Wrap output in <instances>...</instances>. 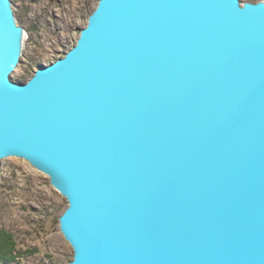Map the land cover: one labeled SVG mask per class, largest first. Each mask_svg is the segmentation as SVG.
Instances as JSON below:
<instances>
[{
	"label": "water",
	"instance_id": "95a60500",
	"mask_svg": "<svg viewBox=\"0 0 264 264\" xmlns=\"http://www.w3.org/2000/svg\"><path fill=\"white\" fill-rule=\"evenodd\" d=\"M26 35L0 0V160L66 197L68 264H264V0H99L17 81Z\"/></svg>",
	"mask_w": 264,
	"mask_h": 264
},
{
	"label": "rangeland",
	"instance_id": "374dc122",
	"mask_svg": "<svg viewBox=\"0 0 264 264\" xmlns=\"http://www.w3.org/2000/svg\"><path fill=\"white\" fill-rule=\"evenodd\" d=\"M12 1L19 23L27 29L21 62L12 73L17 81H27L39 64L63 57L76 44L99 2ZM67 205L49 176L28 161L18 157L0 160V229L14 232L15 248L26 254L14 264H68L73 259V248L59 225Z\"/></svg>",
	"mask_w": 264,
	"mask_h": 264
},
{
	"label": "trees",
	"instance_id": "16d2710c",
	"mask_svg": "<svg viewBox=\"0 0 264 264\" xmlns=\"http://www.w3.org/2000/svg\"><path fill=\"white\" fill-rule=\"evenodd\" d=\"M15 234L10 229H0V264H14L19 258H26V254L15 248Z\"/></svg>",
	"mask_w": 264,
	"mask_h": 264
},
{
	"label": "bare ground",
	"instance_id": "6f19581e",
	"mask_svg": "<svg viewBox=\"0 0 264 264\" xmlns=\"http://www.w3.org/2000/svg\"><path fill=\"white\" fill-rule=\"evenodd\" d=\"M71 8V7H70ZM76 8V7H75ZM36 10V9H35ZM73 13V12H72ZM68 18V17H67Z\"/></svg>",
	"mask_w": 264,
	"mask_h": 264
}]
</instances>
